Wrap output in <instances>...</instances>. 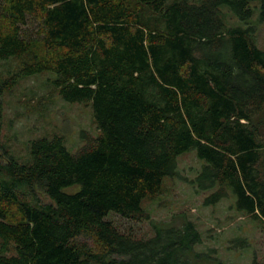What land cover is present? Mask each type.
<instances>
[{"label":"trees","instance_id":"1","mask_svg":"<svg viewBox=\"0 0 264 264\" xmlns=\"http://www.w3.org/2000/svg\"><path fill=\"white\" fill-rule=\"evenodd\" d=\"M257 10L263 23L264 0H0V61L20 65L2 84L48 74L99 130L77 152L54 135L30 141L22 161L4 153L0 264H196L195 224L143 209L190 151L203 162L191 184L212 191L205 205L232 196L264 228ZM111 213L150 221L154 236L122 233Z\"/></svg>","mask_w":264,"mask_h":264},{"label":"rangeland","instance_id":"2","mask_svg":"<svg viewBox=\"0 0 264 264\" xmlns=\"http://www.w3.org/2000/svg\"><path fill=\"white\" fill-rule=\"evenodd\" d=\"M258 13L257 10L251 26L255 27L256 43L264 50V22H258ZM228 20L231 25H237L233 15L228 14ZM19 67L17 60L0 61V143L3 146L0 161L5 160L4 153L24 160L30 141L40 137L61 136L69 150L77 152L99 135L90 105L64 101L47 83L48 74L21 79L14 87L6 89L2 83L14 76ZM202 166L195 151L178 158L180 178H166L161 194L143 202L150 221L169 222L175 218L179 221L181 217L191 220L202 235V242L195 250L204 258L196 264L263 262V226L238 212L232 196L216 205H205L212 191H198L191 184ZM75 190L77 188L70 191ZM40 197L49 202L43 194ZM107 220L122 233L137 239L154 236L148 220H128L115 213L109 214Z\"/></svg>","mask_w":264,"mask_h":264}]
</instances>
